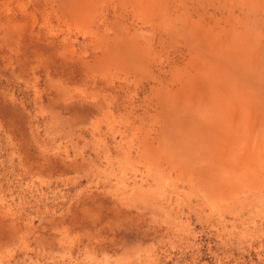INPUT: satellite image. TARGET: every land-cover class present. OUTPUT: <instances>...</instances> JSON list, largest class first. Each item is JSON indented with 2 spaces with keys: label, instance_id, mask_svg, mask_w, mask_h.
I'll list each match as a JSON object with an SVG mask.
<instances>
[{
  "label": "rangeland",
  "instance_id": "1",
  "mask_svg": "<svg viewBox=\"0 0 264 264\" xmlns=\"http://www.w3.org/2000/svg\"><path fill=\"white\" fill-rule=\"evenodd\" d=\"M0 264H264V0H0Z\"/></svg>",
  "mask_w": 264,
  "mask_h": 264
}]
</instances>
